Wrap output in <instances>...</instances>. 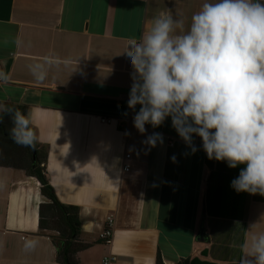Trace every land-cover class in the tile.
<instances>
[{"label":"crops","instance_id":"crops-1","mask_svg":"<svg viewBox=\"0 0 264 264\" xmlns=\"http://www.w3.org/2000/svg\"><path fill=\"white\" fill-rule=\"evenodd\" d=\"M205 2L0 0V73L6 77L0 102L31 111L36 142L47 146L49 182L61 203L79 208V241L88 245L77 254L80 264H101L106 255L116 256L112 264H155L158 255L163 264L238 263L245 240L264 231L259 194L231 187L217 216L204 214L210 169L198 136L192 153L171 117L155 128L145 125L143 134L130 122L135 112L127 106L132 68L125 47L161 11L187 24ZM36 63L47 71L43 81L30 70ZM153 133L163 137L155 147L145 142ZM42 202L35 178L0 167V264H59L51 239L39 231ZM109 213L115 229L105 245L99 234ZM26 238L39 240L34 251L23 250Z\"/></svg>","mask_w":264,"mask_h":264},{"label":"clouds","instance_id":"clouds-1","mask_svg":"<svg viewBox=\"0 0 264 264\" xmlns=\"http://www.w3.org/2000/svg\"><path fill=\"white\" fill-rule=\"evenodd\" d=\"M122 54L132 68L127 106L135 112L134 127L143 134L145 125L155 128L171 117L192 153L196 135L209 160L232 169L246 165L231 181L237 193L264 196V0H208L187 24L161 11ZM30 70L37 80L47 76L44 64ZM0 79L6 77L0 73ZM4 115L11 117L10 139L34 147L31 111L0 102V123ZM157 141L163 142L160 133L145 142L155 147ZM38 244L26 238L23 250ZM238 264H264V231L241 245Z\"/></svg>","mask_w":264,"mask_h":264},{"label":"trees","instance_id":"trees-1","mask_svg":"<svg viewBox=\"0 0 264 264\" xmlns=\"http://www.w3.org/2000/svg\"><path fill=\"white\" fill-rule=\"evenodd\" d=\"M8 105L20 107L25 113L28 111L26 105L13 103ZM11 127V117L4 115L3 123H0V167L22 170L27 176L37 180L43 198L38 213L39 231L51 239L56 248V261L59 264H80L77 254L88 245L79 241V208L61 203L51 186L46 172L47 146L37 142L34 147L17 145L8 135ZM198 145L203 149L202 139L199 136ZM205 161L210 172L207 178L204 214L217 216V205L225 200L226 194L230 193L231 181L237 174L239 166L232 169L228 167L226 161L209 160L206 152ZM225 215L227 216L226 213ZM155 264H163L159 255L156 257ZM188 264L216 263L193 258Z\"/></svg>","mask_w":264,"mask_h":264},{"label":"built area","instance_id":"built-area-1","mask_svg":"<svg viewBox=\"0 0 264 264\" xmlns=\"http://www.w3.org/2000/svg\"><path fill=\"white\" fill-rule=\"evenodd\" d=\"M102 123H107L110 124L113 122V119L111 118H101ZM130 122L133 123V118L130 119ZM124 160H129L130 154L125 153L124 154ZM122 170L124 172H128L130 170V164L126 161L123 162L122 165ZM114 229H115V218L112 213H109L105 217V223H104V228L99 234V240L105 245H110L113 240L114 236ZM117 258L114 255H106L102 258L101 264H112L116 262Z\"/></svg>","mask_w":264,"mask_h":264},{"label":"water","instance_id":"water-1","mask_svg":"<svg viewBox=\"0 0 264 264\" xmlns=\"http://www.w3.org/2000/svg\"><path fill=\"white\" fill-rule=\"evenodd\" d=\"M205 236H206L205 231H204L203 227L200 226L198 229V240L204 241Z\"/></svg>","mask_w":264,"mask_h":264}]
</instances>
